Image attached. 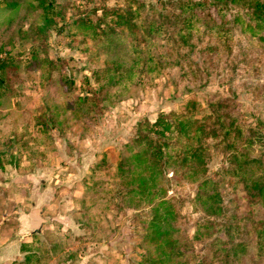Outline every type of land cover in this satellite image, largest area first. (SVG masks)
<instances>
[{"label": "rangeland", "instance_id": "obj_1", "mask_svg": "<svg viewBox=\"0 0 264 264\" xmlns=\"http://www.w3.org/2000/svg\"><path fill=\"white\" fill-rule=\"evenodd\" d=\"M9 1L0 0V54L14 63L0 93V174L37 169L38 184L52 187L43 208L49 223L28 244L35 263L152 262L158 251L142 238L152 233L154 210H134L118 195L117 163L139 123L183 114L194 100L198 119L226 104L242 135L208 142L207 176L167 182L177 216L165 264H264V204L256 196L264 183V32L254 37L235 21L246 8L219 11L213 0H197L199 20L180 32L169 0H46L57 8L47 31L32 0L17 9ZM129 2L141 6L134 24ZM105 7L120 9L126 25L103 16ZM161 15L170 16L168 30L149 37L145 25L163 22ZM205 180L213 185L201 188ZM17 185L0 175L1 204L27 196Z\"/></svg>", "mask_w": 264, "mask_h": 264}, {"label": "trees", "instance_id": "obj_2", "mask_svg": "<svg viewBox=\"0 0 264 264\" xmlns=\"http://www.w3.org/2000/svg\"><path fill=\"white\" fill-rule=\"evenodd\" d=\"M32 1L42 11V21L45 26L42 28L49 31L55 24L56 5L46 0ZM213 1L218 5L219 11H223L227 4L243 6L246 8L245 13L235 18L236 22H243V31L251 33L254 37L264 32V0ZM20 2L21 0H10L6 5L9 8L17 9ZM164 3L175 4L178 15H173L175 20L171 27L177 28L180 32L188 31L195 20H199L195 9L204 6V3L197 0H169ZM134 4L136 3L129 2L127 8V14L133 20L132 24L140 16L141 7L134 10ZM120 11V9L105 7L101 13L105 17L116 16L119 19L118 24L124 26L126 25L125 18ZM161 17L163 22L151 20L145 25L149 37L168 30L167 21L170 20V16L161 15ZM210 19L214 21L213 26L218 28L217 20L211 16ZM83 23L85 24L84 21ZM129 23L131 24V21ZM129 28L131 27L129 26ZM54 62L52 60L47 63V72L55 71ZM42 65H44L43 62ZM13 66L12 59H0V93L5 92L4 86L11 79L8 75H3V72ZM90 92L96 94L93 89ZM196 106L197 102L192 100L188 103L186 112L183 114L162 113L154 123L149 120L139 123L135 138L125 146L117 163L116 177L120 180L121 188L117 192L118 195H127L128 204L134 210L144 208L154 210V217L149 227L152 233H147L142 238L146 240L145 244L152 246L154 251H158L157 256L152 259L150 264L167 263L170 258L162 253L164 247H176V241L172 237L175 234L173 221L177 215L168 196L170 190L166 188L167 182L169 180L191 181L199 176H207L208 142L212 139L229 137L237 131L240 132L239 137L242 135V128L237 123L236 117L228 111V106L223 102L218 104L212 115L201 119L195 116ZM226 108L227 112L222 113ZM251 162L247 161V163ZM249 172L255 178L258 176L252 169ZM210 184L213 185L211 181L205 180L199 186L208 188ZM258 186L259 182L252 187H246L247 193ZM256 196L264 204V183ZM200 197L206 198L207 201L214 199L211 195ZM210 210L207 208L206 212ZM263 225L264 223H262V227ZM21 250L23 253H31L28 244H23ZM35 261L33 253V255H27L24 264H34Z\"/></svg>", "mask_w": 264, "mask_h": 264}, {"label": "crops", "instance_id": "obj_3", "mask_svg": "<svg viewBox=\"0 0 264 264\" xmlns=\"http://www.w3.org/2000/svg\"><path fill=\"white\" fill-rule=\"evenodd\" d=\"M4 173L1 172L14 181H19L22 185H17L16 188L25 187L28 194H16L14 204L0 203V264H24L27 255H33L34 252L23 253L22 245L29 244L33 235L41 237L40 231L49 223L43 208L49 207L54 195L52 187L48 184L45 187L38 184L43 175L37 169ZM66 262L71 264L72 261L65 259L64 263Z\"/></svg>", "mask_w": 264, "mask_h": 264}]
</instances>
